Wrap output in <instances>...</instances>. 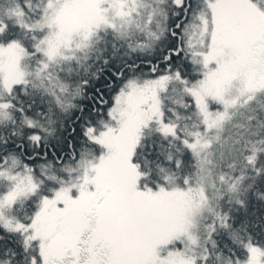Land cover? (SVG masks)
Returning <instances> with one entry per match:
<instances>
[{"label":"snow or ice","instance_id":"1","mask_svg":"<svg viewBox=\"0 0 264 264\" xmlns=\"http://www.w3.org/2000/svg\"><path fill=\"white\" fill-rule=\"evenodd\" d=\"M0 264H264V0H0Z\"/></svg>","mask_w":264,"mask_h":264}]
</instances>
